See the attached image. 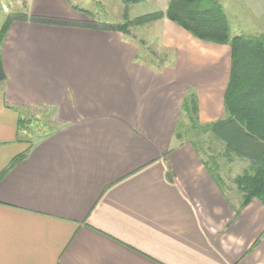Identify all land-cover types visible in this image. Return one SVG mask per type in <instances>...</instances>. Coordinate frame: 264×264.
<instances>
[{
    "label": "crops",
    "instance_id": "0c3cea01",
    "mask_svg": "<svg viewBox=\"0 0 264 264\" xmlns=\"http://www.w3.org/2000/svg\"><path fill=\"white\" fill-rule=\"evenodd\" d=\"M26 2L69 23L14 19L1 42L0 264H264V204L175 136L191 91L201 122L225 116L229 46L162 17L172 62H145L77 3Z\"/></svg>",
    "mask_w": 264,
    "mask_h": 264
},
{
    "label": "trees",
    "instance_id": "16d2710c",
    "mask_svg": "<svg viewBox=\"0 0 264 264\" xmlns=\"http://www.w3.org/2000/svg\"><path fill=\"white\" fill-rule=\"evenodd\" d=\"M134 1L138 0H130ZM124 2L128 3L129 0ZM126 12L125 8L124 23L111 24L97 20L93 25L129 34ZM161 17L168 18L198 39L229 46L230 71L223 95L225 116L200 124L195 94L191 91L183 102L184 114L177 123L175 136L190 142L205 154L203 142L197 138L206 134L222 144L220 154L227 157V160L232 156L247 160L248 167L234 178L237 190L242 193L239 207L245 206L253 198L264 204V34H231L228 18L218 0H168L163 11L139 15L134 21L138 24L151 23ZM14 19L69 23L64 20L34 17L26 13L15 18L7 17L0 29V46L9 23ZM4 79L0 57V83ZM185 117L187 123L183 122L182 118ZM20 122L19 126L22 127L25 121L21 119ZM187 135L189 136L186 137ZM214 158L208 159V168L219 186H223L216 169L209 164L211 160L216 163ZM215 166L217 167V163Z\"/></svg>",
    "mask_w": 264,
    "mask_h": 264
},
{
    "label": "rangeland",
    "instance_id": "374dc122",
    "mask_svg": "<svg viewBox=\"0 0 264 264\" xmlns=\"http://www.w3.org/2000/svg\"><path fill=\"white\" fill-rule=\"evenodd\" d=\"M71 1L89 10L96 16L98 21L109 22L111 24H121L125 22V18H123V11L126 8L127 20L129 21L128 35L134 38V40L139 44V53L144 61L172 62L170 50L163 47L159 49L158 47V45L161 43V38L159 36L164 35L163 31H166V28H168L167 22L157 19L158 21L154 20L151 23L138 24L134 21V18L139 15L158 10L163 11L168 0H138L134 2H130L129 0L128 3H125L124 0ZM218 1L221 3L222 8L228 18L231 34H264V0ZM27 11L26 0H0V29L7 17H19L27 13ZM166 19L168 22H172L168 18ZM209 51L211 52L212 50ZM35 117L36 116L34 115L33 118ZM38 117L40 119H33L34 121L30 132L31 134H34L33 136L38 135V133H45V131L50 129L52 126L50 121L45 119L46 123H44L43 118H41L40 115H38ZM182 119L184 120L183 122L187 123L186 117ZM198 121L200 124L212 122L209 121L203 123L199 119ZM188 136L189 135L186 137ZM197 139L203 142V150L205 151V155L208 157V159L210 157H215L214 159L217 163V167L215 166L216 163L212 160L209 164L216 169L215 171L223 181L222 187L225 193L240 203L242 193L237 190L234 178L241 174L242 171L248 167L249 162L236 156H232L230 160H227V157H224L220 154L222 152V144L212 137L207 136L206 134Z\"/></svg>",
    "mask_w": 264,
    "mask_h": 264
}]
</instances>
